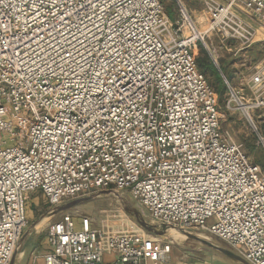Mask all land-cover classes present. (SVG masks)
Listing matches in <instances>:
<instances>
[{
  "label": "built area",
  "instance_id": "obj_1",
  "mask_svg": "<svg viewBox=\"0 0 264 264\" xmlns=\"http://www.w3.org/2000/svg\"><path fill=\"white\" fill-rule=\"evenodd\" d=\"M209 30L250 46L264 0H202ZM161 0H0V264L28 223L29 194L51 210L105 189L128 193L156 224L203 231L264 264V170L223 128L194 48L203 33ZM185 28L192 31L185 33ZM259 91L264 68L252 76ZM234 104L264 145L248 99ZM106 218L108 217L105 216ZM61 213L32 264H164L170 245L144 230Z\"/></svg>",
  "mask_w": 264,
  "mask_h": 264
},
{
  "label": "rangeland",
  "instance_id": "obj_2",
  "mask_svg": "<svg viewBox=\"0 0 264 264\" xmlns=\"http://www.w3.org/2000/svg\"><path fill=\"white\" fill-rule=\"evenodd\" d=\"M161 1L164 5L165 13L171 21L179 19L180 5L188 9L186 5H184V0ZM192 1L199 2V0ZM234 12L255 29L256 38H259L258 45L261 48L260 51L256 50V52L253 53L252 64L249 62L247 53L243 52L244 50L236 55H233V51H231L232 46L236 44L240 49L249 47L244 44L243 41L228 37L224 32L219 31L218 27L215 30H209L212 20L204 5L201 11H195L192 15L188 11L191 19L204 35V41L197 40L194 51L199 66L207 74L216 92L222 127L230 129L234 137L238 141L244 143L246 151L264 170V145L258 141L256 133L252 130L248 121L241 115L240 109H235L234 104L231 105L233 106L232 109L227 106V99L229 98L228 84L232 85L237 91L243 93L246 98L250 100L255 96L264 97V85L259 91H256L257 87L249 81L252 79L251 76L260 68L258 66V60H260L258 54H261V58L264 57V22L252 10L246 8L243 3H239ZM195 17L196 20L194 19ZM191 31L190 28H185L186 34H189ZM256 38L254 36V40ZM232 55L238 61L240 69V72L234 76V79L228 73V63ZM206 56L208 57L206 58L207 64L201 65L199 62L200 59ZM261 65V68H264V60L261 61ZM252 114L259 128L258 130L264 135V105L254 109ZM119 193L122 195L123 199L116 193L99 192L90 199L73 206L69 211L76 215H91L94 220V225H100L102 221L109 219L110 223L115 228L144 230L145 228L139 224L137 219L126 211L125 206H133L140 210L143 208H141L128 193ZM49 209L51 208L41 190H35L29 194L27 200L28 223L23 232L24 234L27 231V234L21 240L22 234L20 238L21 241L18 242L16 246L14 264H30L33 260L39 258L44 251L49 249L47 231L53 223V219L40 229L36 227L45 216L54 215V212L49 213ZM144 212L146 219L153 222L149 213L145 210ZM60 215L61 214H59V216ZM107 215L108 217L106 218L105 216ZM144 231L154 235L162 243H168L170 245V252L167 254L165 264H240L230 259L223 252L199 240L187 237L173 227H169L168 233L164 236L156 235L146 229ZM195 234L216 245L232 249L227 242L213 234L203 231H196ZM20 252L23 253L21 257L18 255Z\"/></svg>",
  "mask_w": 264,
  "mask_h": 264
},
{
  "label": "water",
  "instance_id": "obj_3",
  "mask_svg": "<svg viewBox=\"0 0 264 264\" xmlns=\"http://www.w3.org/2000/svg\"><path fill=\"white\" fill-rule=\"evenodd\" d=\"M99 192H102V193H116L118 194V196L120 198L123 199L122 195L114 190V189H105V190H100L98 192H95L91 195H88V196H83V197H79V198H75V199H72L70 201H67L61 205H58L56 207H54V209L52 210V212L54 213H61V212H64V211H67L69 210L70 208H72L73 206L83 202V201H86L88 199H90L92 196H94L95 194H98ZM125 209L127 212H129L130 214H132L136 219L137 221L139 222V224L145 228L146 230H148L149 232H152L156 235H159V236H164L168 233V228L169 227H173L171 225H166V224H156V223H153V222H150L146 219L145 217V214L138 208L136 207H130L128 205L125 206ZM175 228L176 230L182 232L183 234H185L187 237H190L192 239H196V240H199L201 241L202 243H205L207 245H209L210 247H213L221 252H223L225 255H227L230 259L240 263V264H251L250 262H248L245 258H243L242 256H240L239 254H237L235 251H233L232 249H229V248H225V247H222V246H219V245H216L208 240H206L205 238H202L198 235H196L194 232H190V231H187V230H184V229H181V228H177V227H173ZM144 229V230H145ZM27 234V231L26 233L23 234L21 240L25 237V235ZM20 240V241H21ZM19 241V242H20ZM14 258H15V253L10 261V264H14Z\"/></svg>",
  "mask_w": 264,
  "mask_h": 264
},
{
  "label": "crops",
  "instance_id": "obj_4",
  "mask_svg": "<svg viewBox=\"0 0 264 264\" xmlns=\"http://www.w3.org/2000/svg\"><path fill=\"white\" fill-rule=\"evenodd\" d=\"M185 1V4L184 5H186V7L188 8L187 10L189 11V13L192 15L195 11H201L202 10V8H203V3H202V0H199V2L197 3V2H194V1H192V0H184ZM220 1H224V0H220ZM202 7V8H201ZM195 20H196V17L194 18ZM198 19V18H197ZM203 21V20H202ZM256 33H255V38H256ZM258 40H259V38H256L255 40H254V42L252 43V45H250L249 47H247V48H243V49H240L239 47H237L236 45L235 46H232V49H231V51H233V55H236L237 53H239L240 51H242V50H244L243 52L244 53H247V57L249 58V62L252 64L253 63V59H252V57H253V53L254 52H256V50H258V51H260V46L258 45ZM233 55H232V57H231V60H230V62L228 63V73H229V75L230 76H232V78L234 79L235 77L234 76H236L237 75V73H239L240 72V69H239V65H238V61L235 59V57H233ZM262 56H263V54H262ZM258 58L260 59V60H258V66L261 68L262 67V65H261V61H263L264 60V57H262L261 58V54L259 53L258 54ZM230 64V65H229ZM259 69V68H258ZM233 72V73H232ZM251 78H252V76H251ZM250 81V83H253L252 82V79H250L249 80ZM50 212H52V210L51 209H49V213ZM54 215L52 216V218L51 219H53L52 221H55L57 218H59V214H61V213H53ZM58 216V217H57ZM47 242H48V239H47ZM48 250V249H47ZM46 250V251H47ZM46 251H44L42 254H41V256L46 252ZM41 256L39 257V258H36L35 260H33V261H37V260H41ZM167 260V259H166ZM33 261H32V263H33ZM166 262V261H165ZM32 263H30V264H32ZM165 264V263H164Z\"/></svg>",
  "mask_w": 264,
  "mask_h": 264
},
{
  "label": "bare ground",
  "instance_id": "obj_5",
  "mask_svg": "<svg viewBox=\"0 0 264 264\" xmlns=\"http://www.w3.org/2000/svg\"><path fill=\"white\" fill-rule=\"evenodd\" d=\"M51 218H52V215H47V216H45L37 225H36V227H37V229H40V228H42L44 225H46L47 223H49L50 222V220H51ZM174 227V226H173ZM202 236H203V234H202ZM204 237H206V236H204ZM19 257H21L22 255H23V253L22 252H20L19 254Z\"/></svg>",
  "mask_w": 264,
  "mask_h": 264
},
{
  "label": "trees",
  "instance_id": "obj_6",
  "mask_svg": "<svg viewBox=\"0 0 264 264\" xmlns=\"http://www.w3.org/2000/svg\"><path fill=\"white\" fill-rule=\"evenodd\" d=\"M206 58H208L207 56L206 57H203V58H201L200 59V63H201V65H205V64H207L206 63ZM197 61H198V59H197ZM198 66H199V63H198ZM199 68H200V70L207 76V74L201 69V67L199 66Z\"/></svg>",
  "mask_w": 264,
  "mask_h": 264
}]
</instances>
